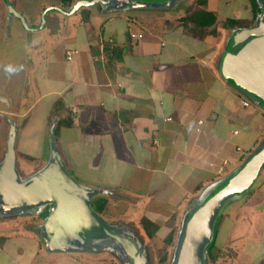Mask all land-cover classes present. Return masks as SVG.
<instances>
[{"label":"crops","instance_id":"1","mask_svg":"<svg viewBox=\"0 0 264 264\" xmlns=\"http://www.w3.org/2000/svg\"><path fill=\"white\" fill-rule=\"evenodd\" d=\"M76 1L39 0L38 9L23 10L31 29L21 33L20 60L15 59L9 78L13 92L6 91L9 105L2 112L15 122L18 164L31 171L49 159L53 125L66 170L100 190L91 202L104 197V209L123 206L118 214L97 213L110 223L136 227L149 262L167 264L185 213L264 143V107L230 86L218 68L231 32L252 26L259 14L246 0H241L244 15L237 12L231 18L208 8L209 0H176L166 10L147 13L100 4L69 15L49 8L68 10ZM10 2L15 9L24 4ZM46 7L45 24L38 28ZM1 8V41L10 48L11 20ZM197 10L213 12L214 23L200 27L183 21ZM227 19L253 22L231 27ZM212 30L220 33L214 42ZM68 50L78 52L68 60ZM5 60L0 58V67L11 66ZM35 123L44 149L37 159L27 160L20 145ZM254 184L251 193L225 210L224 225L231 235L221 244L216 220L207 264H229L239 254L249 257L247 264H264V204H249L251 197L264 193V167ZM244 206L252 219L242 213ZM145 215L160 226L151 238L140 225ZM34 217L38 215L0 220V264H123L117 246L114 255L109 250H49L37 233L44 217ZM243 223L248 235L240 233ZM258 225L260 238L252 242L250 233ZM236 226L240 231L234 234ZM226 247L230 254L225 255Z\"/></svg>","mask_w":264,"mask_h":264},{"label":"water","instance_id":"2","mask_svg":"<svg viewBox=\"0 0 264 264\" xmlns=\"http://www.w3.org/2000/svg\"><path fill=\"white\" fill-rule=\"evenodd\" d=\"M4 1L8 14L17 17L23 27L30 30L10 1ZM175 2L176 0H77L70 10L59 7L50 9L69 15L82 7L98 4L111 9L134 10L157 8L161 5L167 9ZM258 4L261 13L254 24L237 28L229 35L220 54L218 68L230 86L248 97L252 103L264 107V0H258ZM50 9L42 12L38 28L45 24V14ZM5 66L8 71L10 66ZM2 68L0 67V72ZM10 76L7 77V85L10 83ZM6 95V90L1 89L0 116L3 115L2 122L8 128L5 153L0 161V220L43 214L37 233L49 250H109L114 255V247L117 246L121 249L122 254L119 256L123 264H151L147 258V248L140 243L133 231L124 228L122 224L106 221L93 209L91 197L100 193V190L79 182L66 170L53 138V125L49 131V159L31 171L20 168L14 148L15 122L2 113L5 106L9 105ZM263 167L264 143L246 157L233 175L215 184L185 213L167 264H207L206 248L222 208L229 200L243 197Z\"/></svg>","mask_w":264,"mask_h":264},{"label":"rangeland","instance_id":"3","mask_svg":"<svg viewBox=\"0 0 264 264\" xmlns=\"http://www.w3.org/2000/svg\"><path fill=\"white\" fill-rule=\"evenodd\" d=\"M141 1L146 2V0H141ZM22 2L24 4L23 5H20V4L17 5V9L16 10L18 12H21V14H22V16L24 18L25 17L24 14L26 13L25 11L23 12L24 9H26V11L28 10L27 13L31 12L33 10H36V9L39 8V6H40L41 2H43V0H41L40 3H39V0H22ZM242 2L243 1H241V0H230V3L227 5L225 0H209V3L207 5V7L212 9L213 11H216V13H219L221 15L224 14V16L227 15L228 18H231L229 16H231L233 14H236L237 12L241 13V15H244V11L242 9L243 8L242 7V4H243ZM246 2L248 3L247 5L249 7L252 8L254 6L253 5L254 4L253 3L254 0H246ZM1 5H2V0H0V9H2ZM175 8H176V6H175ZM165 9H166L165 6L161 5L160 7H157V8H149V7L148 8H134V12L135 13H142V12L147 13V12H153V11L159 12V11H163ZM167 9H168V7H167ZM7 10L8 9L6 7V11ZM210 14H213V13L210 12ZM200 16H201V11H196L195 12V18L197 19ZM210 16H212V15H210ZM7 18L11 20V26H12L11 27L12 28L11 34H9V36H8V39L10 40V42H9L10 43V48H8V46H7V48H5L3 46V43L1 41V31H0V58H2L4 56L6 58L5 63L6 62L7 63H11V66L8 67V71H6V68H5L6 66L4 65L3 68H2V71L0 72V90L2 89L3 91L4 90L7 91V90H12L13 89V83L10 82L11 84L9 83V85H7L8 83L6 82V80L8 79L7 78L8 75L13 76V71L15 70L14 69L15 67H13L12 65L15 62L16 58L19 59V50L21 49V44L23 43V39H22L23 36H22L21 33H23V31L25 29V27H23L22 23L14 15L8 14ZM155 26H156V24H155ZM219 36H220V33L216 32L215 30H212V33H211V36H209V39H212V41L214 42L215 37L218 38ZM2 118H3V115L0 116V161H2V156L5 153V146H6V139L5 138H6V134H7V128H8L7 124L2 122L3 121ZM39 128H40L39 123L38 124L35 123V125L33 124L32 126H30V129H29L30 134L28 133L26 136L24 135L23 138H22V143L20 145V150L22 152V157L27 159V160H29V159L30 160H35L38 157H40V155L43 153L44 142L42 141L43 138L41 139V137H40V136H42V133L39 130ZM241 146H243V145H241ZM243 150H244V148L241 149L242 152H243ZM234 173H231L228 177H230ZM255 186H256V184L251 186L250 190H248V191H250V193H251V191H253V189H255ZM259 195L255 196V197H251L249 199V204L250 205L257 204V206L260 204L258 207L259 208L263 207V204H264V193L262 195L261 194H259ZM237 199H242V197L241 198H233L232 200H229L228 202H226V204L224 205V207L221 210L220 215L221 214L222 215L221 216L219 215V218L217 219V222H216V226L221 229L219 231L220 233L218 234L217 243L221 244V242H222L221 240L222 239H227V237L229 235H231L228 226L224 225V222H225L224 218L227 215V214H224V212ZM98 206H99V209L101 210V207H100L101 205L99 203H98ZM105 206H107V205L105 204ZM110 206L106 207L104 209L105 213L112 214V215L113 214H118L117 212L123 209V206H120V205H119V207L117 209H114V207L112 209V208H110ZM247 208H248V206H244L243 210H242L243 211L242 213H245V212L247 213ZM136 214H139V212L136 213V211H135L134 215H136ZM245 217H247V218L249 217V219L253 218L248 213L245 215ZM261 217H258V219L261 218ZM144 221H149L150 222L148 227L150 229H152V230L157 231L160 228L158 223H155L154 221H152L149 218L148 215H145V217H142L140 219V225L141 226H142V223H144ZM248 227H249L248 225L243 223L241 225L242 230H241L240 233L241 234L244 233V234L248 235ZM129 228L134 232V234L138 233L137 231H135L136 227L129 226ZM239 229H240V227L236 226L235 229L233 230V233L235 234V233L239 232L240 231ZM260 229H261V227L258 225V226H256V228L253 229L254 231H252L250 233V235H251L250 236V240L252 242L260 236V233H261ZM141 242L142 241L140 240V243ZM257 243H261V240H260V242H257ZM216 250L218 251L216 246L213 245L212 249L210 250V252L212 254H215ZM230 250H231V248L226 247L224 249L225 255L226 254H230ZM235 260L231 259V261H228V263L229 264L230 263L231 264H247L249 262V257L245 256V255L244 256H242V255L240 256V254H239L238 258H236ZM219 262L220 263H224V261L222 259H219ZM225 262H227V260H225Z\"/></svg>","mask_w":264,"mask_h":264},{"label":"trees","instance_id":"4","mask_svg":"<svg viewBox=\"0 0 264 264\" xmlns=\"http://www.w3.org/2000/svg\"><path fill=\"white\" fill-rule=\"evenodd\" d=\"M68 1L69 0H62L63 3H67ZM202 2H204V0H202ZM253 3H254L253 4L254 5L253 6L254 15L260 14L261 13V8H260V6L258 4V0H254ZM197 11H201V16L200 17H198L196 19L195 18V13H190L187 16L184 17L183 21L192 20L200 27L209 26L212 23H214L215 16H214L213 12H211L213 14H210V12H206L204 10H197ZM210 15H212V16H210ZM252 22H253V20L227 19V23L231 27H234V26H250V25H252ZM98 203L101 205L100 206L101 210L99 209ZM105 204H106V200L104 199V197H97V198L93 199L92 202H91V206L93 207V209L96 212H101L104 209L103 207H105ZM149 224H150L149 221H144V223H142V228L146 232L147 236L149 238H151L154 235L155 230L150 229L148 227ZM169 240H170V237H169L168 241H166L167 244H170ZM164 260H165L164 258L161 259V261H164Z\"/></svg>","mask_w":264,"mask_h":264},{"label":"built area","instance_id":"5","mask_svg":"<svg viewBox=\"0 0 264 264\" xmlns=\"http://www.w3.org/2000/svg\"><path fill=\"white\" fill-rule=\"evenodd\" d=\"M132 36H134V35H132ZM77 52H78V50H68V51L66 52V58H67L68 60L72 59L73 55H75ZM242 103H243V105H245V106L248 105V102H247V101H242ZM200 123H201V121H200ZM226 164H227V161H224V162H223V165L219 167V171H218L219 173H222V172H223V170H224V166H225Z\"/></svg>","mask_w":264,"mask_h":264},{"label":"flooded vegetation","instance_id":"6","mask_svg":"<svg viewBox=\"0 0 264 264\" xmlns=\"http://www.w3.org/2000/svg\"><path fill=\"white\" fill-rule=\"evenodd\" d=\"M10 1V0H9ZM11 3V2H10ZM63 3V2H62ZM12 4V3H11ZM2 5L5 7V10H6V3H5V1L4 0H2ZM13 6V5H12ZM62 6H65V5H62ZM52 7H59V6H52ZM52 7H49V8H52ZM13 8H14V6H13ZM59 8H61V7H59ZM68 8V10H70L71 9V7H70V9H69V7H67ZM15 9V8H14ZM46 9H48V7H46ZM61 9H63V8H61ZM65 10V9H64ZM67 10V9H66ZM15 11L16 12H18L16 9H15ZM7 12H8V10H7ZM20 15H22L20 12H18ZM42 217H44V215L43 214H39L38 215V217H34L33 219H36V218H42ZM127 227H129V226H126V228Z\"/></svg>","mask_w":264,"mask_h":264}]
</instances>
